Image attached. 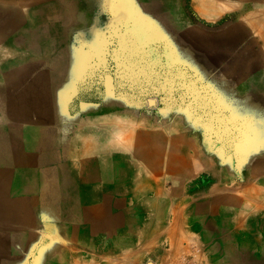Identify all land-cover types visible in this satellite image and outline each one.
Instances as JSON below:
<instances>
[{
	"label": "crops",
	"instance_id": "0c3cea01",
	"mask_svg": "<svg viewBox=\"0 0 264 264\" xmlns=\"http://www.w3.org/2000/svg\"><path fill=\"white\" fill-rule=\"evenodd\" d=\"M25 1L0 0V37L5 39L0 86L6 102H24L23 109L11 105L0 113V264H15L28 252V214L15 229L14 204L20 198L22 207H29L23 200L31 195L30 168L49 150L47 135L67 131L75 135L68 183L39 177L35 187L40 219L69 222L73 230L65 249L63 239L56 238L52 261L74 246V253L68 251L77 258L73 264H163L162 246L168 245L179 264L182 248L198 243L201 264H246V239L253 235L251 246L261 241L262 248L260 253L250 249L249 260L264 264V104L257 112L261 142L241 164L240 177L225 168L232 160L209 151L199 128L183 119L159 123L127 111L121 94L110 92L109 75L102 77V106L73 116L67 106L95 100L92 93L82 98L79 88L94 86L95 69L106 68L95 56L103 55L109 32L138 21L178 29L180 2ZM252 80L248 87L257 86V74ZM28 135L41 137L36 142ZM32 149L37 158L31 165ZM182 259L195 261L190 252ZM57 261L48 264H72V258Z\"/></svg>",
	"mask_w": 264,
	"mask_h": 264
},
{
	"label": "rangeland",
	"instance_id": "374dc122",
	"mask_svg": "<svg viewBox=\"0 0 264 264\" xmlns=\"http://www.w3.org/2000/svg\"><path fill=\"white\" fill-rule=\"evenodd\" d=\"M178 1L183 14V22H179L178 29H168L161 22L138 21L125 23L119 30L109 32L106 41L102 42L103 55L95 56V60L103 62L106 68L95 69L94 86L79 88L82 98L92 93L95 100L68 102L69 112L73 116L84 113L85 109H92L93 105L102 106L106 92L102 77L109 75L112 83L110 92L116 96L121 94L127 111H135L139 117L156 119L159 123L183 119L194 128H199L209 151L220 154L229 162L232 160L230 166L225 168L235 170L240 177V170L245 167L241 164L261 142L258 140L259 129L263 125L261 113L257 112L264 104V48L241 22L243 16L256 9L252 4L258 0ZM205 1L214 4L215 8L219 4H222L223 9L228 8L223 11L209 8V13L213 15H203L199 11H202L203 5L206 6ZM259 11L264 14V8ZM253 64L255 73L250 71ZM253 74H257L258 84L251 88L247 85L255 82L252 80ZM4 89V86H0V113L6 112L5 109L12 105V102L5 101ZM12 106L23 109L24 102L18 99ZM129 119L134 121L133 118ZM47 136L49 150L45 151L44 156L38 157L36 167L30 168V175L23 173L24 180L29 175L31 181V195L29 199L23 200L25 203L29 200V207H22L20 198L14 204L13 225L17 229L20 220H25L28 214L29 226L25 233L32 243L27 253L15 259V264H48L58 262V258H72L73 264L77 259L70 254L74 253L75 247L69 246L67 252L59 251L52 261L55 257L53 243L58 244L56 238L63 239L61 246L65 249L66 242L72 241L73 230L69 222L54 220L46 215V220L40 219L41 215L36 211L39 206L35 204L38 178H57L68 183L74 168L70 162L73 161L71 150L75 135L67 131ZM28 137L33 141L41 135ZM35 141L39 142L38 138ZM28 158L31 165L35 163L37 151L30 150ZM21 208L27 210L18 212ZM256 239L253 235L246 239L247 244H250L245 248L248 258L246 264H254L249 260L250 249L258 253L261 251V241L259 247L251 246ZM162 250L167 252L163 264L177 263L173 259L171 246L163 245ZM188 252L194 256L192 264H201L198 259L204 257V252L198 243L182 248L176 255L180 259L179 264H185L182 257ZM145 264L156 263L148 261Z\"/></svg>",
	"mask_w": 264,
	"mask_h": 264
},
{
	"label": "bare ground",
	"instance_id": "6f19581e",
	"mask_svg": "<svg viewBox=\"0 0 264 264\" xmlns=\"http://www.w3.org/2000/svg\"><path fill=\"white\" fill-rule=\"evenodd\" d=\"M22 1V0H19ZM27 1V0H26ZM25 1V2H26ZM217 1V0H216ZM24 3V2H23ZM222 3V2H221ZM239 3V2H238ZM206 6L203 5L202 11H199L201 14L203 15H213L211 13H209L210 9L209 8H213L214 11L217 10H224L227 9L228 7H224V9L222 8V4H219V6H216L217 8H215V6H213L209 1H205L204 3ZM19 8L23 7L22 3H17L16 4ZM253 8H256L255 10H253V12L251 11V13L243 16L241 22L250 29V31L254 34V36L257 38V40L261 43V45H264V14L262 12H260L259 10L261 8H264V0H258V2H256L255 4H252ZM160 7V6H159ZM209 10V11H208ZM227 11V10H226ZM222 15V14H221ZM14 13L11 12L10 14V18L14 19ZM165 15H163L164 17ZM21 17V16H20ZM162 18V17H161ZM165 18V17H164ZM238 28V27H237ZM254 37V38H255ZM225 41V40H224ZM5 44V39H2L0 37V53H2L3 51L1 49H3L4 47H2ZM2 47V48H1ZM219 48V47H218ZM263 55V54H262ZM4 57V54H0V66L3 64L1 58ZM245 59V58H244ZM244 68V67H243ZM55 74V73H54ZM52 77V76H51ZM253 88V87H252ZM3 142V140H0V143ZM169 142V141H168ZM83 143V142H82ZM2 145L0 144V156L2 155ZM88 149V148H87ZM86 149V150H87ZM85 150V148H84ZM85 150V151H86ZM82 157V156H81ZM258 187V186H257ZM242 197V196H241ZM247 202V201H246ZM262 202V201H261ZM15 255V254H14ZM17 255V254H16Z\"/></svg>",
	"mask_w": 264,
	"mask_h": 264
}]
</instances>
